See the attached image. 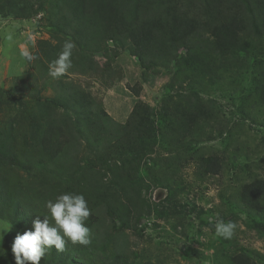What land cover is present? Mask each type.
<instances>
[{
    "label": "trees",
    "instance_id": "trees-1",
    "mask_svg": "<svg viewBox=\"0 0 264 264\" xmlns=\"http://www.w3.org/2000/svg\"><path fill=\"white\" fill-rule=\"evenodd\" d=\"M195 5L191 0H39L36 7L32 0H0V14L27 18L36 10L47 13L51 36H72L80 51L72 54L71 70L79 67L104 77L93 56L100 51L110 59L105 48L109 38L137 60L142 72L152 70L153 76L169 67L174 71L158 105L137 98L122 122L69 82L59 80L51 96H43L41 87L21 76L20 87L0 88V113L12 111L0 125V218L12 225L2 243L5 264H15L11 245L17 232L31 229L35 215L48 214L46 202L65 192L87 200L91 243L66 240L63 252L53 246L40 264H168L150 247L131 245L125 233L144 235L148 221L152 229L158 218L168 219L166 211L177 216L175 200L170 198L169 210L163 206L167 199L150 203L144 195L152 187L168 194L189 188L180 179L189 164L199 179L216 176L231 181L229 188L238 184L232 196L220 190L219 204L208 210L211 221H200L198 230L213 229L221 220L235 223L241 214L246 228L264 230V173L250 171L253 150L243 152L232 137L244 123L230 122L211 93L226 84L220 91L226 90V101L240 118L264 126L249 113L264 107V0H204L203 6ZM44 43L43 58L56 59L60 42L48 49L42 48ZM38 65L46 71L49 63ZM176 83L178 100L170 98ZM216 140L220 149L206 144ZM263 159L257 156L256 169ZM181 219V224H172L174 230L183 227L186 215ZM154 233H146V242L155 241V249L164 250ZM217 238L213 255L196 264H260L244 247ZM197 253L190 248L184 256L199 259Z\"/></svg>",
    "mask_w": 264,
    "mask_h": 264
},
{
    "label": "rangeland",
    "instance_id": "rangeland-1",
    "mask_svg": "<svg viewBox=\"0 0 264 264\" xmlns=\"http://www.w3.org/2000/svg\"><path fill=\"white\" fill-rule=\"evenodd\" d=\"M34 5H39V0H32ZM196 3L195 6H203L204 0H191ZM61 3L65 4L63 1ZM201 3V4H200ZM66 5V4H65ZM67 6V5H66ZM45 13V12H44ZM47 14V13H46ZM46 14L43 15L36 12L30 17H14L11 14H0V88L11 89L17 84L21 86V82L17 80L18 77H23L31 81L33 87H41V94L43 96H51L53 90L57 87L59 80L74 84L75 87L85 92H89L94 100L101 103L105 111L116 121L122 122L125 120L129 113V109L133 101L137 98L143 99L152 106H156L160 103V98L164 92V84L173 79L174 71L171 67L160 70L158 74L152 75V70L144 73L138 66L137 60L131 57L127 51L120 50V46L113 39H107L105 42L106 51L110 54V59L106 61V57L102 52L98 51L94 53V59L96 60L99 68L104 69L105 81L102 78H97L91 71L83 73V71L77 67L67 71L66 74L60 78H53L49 75V65L46 71H43L39 67L40 62L50 63L45 60L42 55V49H48L51 44L59 43L60 47L66 40H71L75 47L73 53L79 52L78 45L71 39L72 36L64 35L62 32H56V37L51 36V28L48 27L46 20ZM54 20V19H52ZM251 30V29H250ZM69 33H71L69 31ZM253 34V33H252ZM11 35L12 40L6 39ZM254 35V34H253ZM258 37L254 35V39ZM42 42V44H41ZM49 42V43H48ZM51 43V44H50ZM128 50V49H127ZM118 52L116 56H113L114 52ZM179 51H181L179 49ZM183 52V51H182ZM27 53L35 57L31 63L27 62L24 58V54ZM72 53V54H73ZM108 66H106L105 64ZM102 64H104L102 66ZM161 69V68H160ZM226 84H220V89L213 90L211 92L217 97V101L224 109V116L229 117L230 122L244 123L242 129L234 130L232 137H234L243 146L242 151L245 149L253 150L250 153L248 166L250 171L263 174L264 173V159L260 163L261 167L256 169L255 161L257 156L264 158V126L257 123H251L249 120H243L240 118L234 105L227 103L226 90L220 91ZM30 95L32 92L27 90ZM25 98H29L28 96ZM170 98L178 100L180 91L177 88V83L173 85V89L170 92ZM24 96V95H22ZM257 108L251 109L249 112L258 119L261 124H264V107L261 112H257ZM12 114L11 110H3L0 113V125H5L9 120V116ZM81 143L84 141L81 140ZM209 148L215 147L220 149L221 142L219 140L206 143ZM232 149V146L228 147L227 152ZM256 156V157H255ZM254 157V158H253ZM253 158V159H252ZM262 168V169H261ZM243 176V174H241ZM239 175V176H241ZM181 183L184 182L189 188L175 189L172 193L168 194L164 188L152 187L148 190L144 198L150 203L158 202L160 199H167L163 203V206L167 205L168 209L171 208V201L177 202V208L174 211L177 216H173L170 212H167L161 206H158V210L163 209L168 215V219L158 218L156 220L157 226L151 227L148 221V228L145 230L144 235L132 234L130 230L126 229L125 235L131 245L138 249L149 248L154 252V255H159L161 259H164L168 264H196L197 261L204 259L205 257H211L213 255L214 248L219 247V239L215 234V227L211 229L209 226H202L201 230H198L199 222H205L207 219L211 221V214L208 210H213L219 204L220 190H226V195L232 196L234 187L238 184L234 183L233 188H229L226 184H230L226 178L223 180L218 179L216 176L213 178H197L193 165H188L181 173ZM179 183V181H177ZM233 185V184H231ZM232 190V191H231ZM193 204L195 209L193 210ZM172 209V208H171ZM178 209H181L178 212ZM170 210V209H169ZM217 214V213H216ZM186 215L185 224L180 227L182 223V217ZM155 216L152 214L150 217ZM156 219V218H155ZM153 218V220H155ZM184 219V218H183ZM244 215H240V219L235 221L237 228L232 239H226V242L232 245L241 246L251 252L252 256L258 260L260 264H264V230L257 232L256 230L248 229L243 224ZM151 220V218L149 219ZM176 221H180V224L176 227V230L172 227V224ZM145 219L142 218V223H145ZM189 222L190 225H187ZM9 227L3 219L0 218V232ZM197 231H200L197 235ZM155 232L153 236L161 241L160 248L164 250L155 249V241L147 243L146 233ZM6 232L3 233V238ZM156 240V239H155ZM0 243H2V236H0ZM190 248L197 251L199 259H189L184 256L185 251H189ZM5 250V248H3ZM7 249H10L8 246ZM158 250L161 254H159ZM2 251V249H0ZM6 255H0V264H5L4 257ZM203 264H214L211 261L203 262Z\"/></svg>",
    "mask_w": 264,
    "mask_h": 264
},
{
    "label": "clouds",
    "instance_id": "clouds-1",
    "mask_svg": "<svg viewBox=\"0 0 264 264\" xmlns=\"http://www.w3.org/2000/svg\"><path fill=\"white\" fill-rule=\"evenodd\" d=\"M12 40V36L6 37ZM75 45L69 39L63 44L62 51L57 58L49 63V75L53 78H60L72 67V53ZM27 62L31 63L35 57L24 54ZM45 207L47 215H35L32 220V228L23 233L17 232L11 245V252L15 264H40L41 258L46 252L55 247L58 252L65 250L66 240L73 245H89L90 229L85 221L91 214L88 202L83 194L65 192L58 195L55 200H48ZM41 216L43 219H41ZM12 225L0 232L3 243V233L11 231ZM237 225L229 221H219L215 224L216 236L223 239H231ZM34 229V230H33ZM0 243V255H6Z\"/></svg>",
    "mask_w": 264,
    "mask_h": 264
}]
</instances>
